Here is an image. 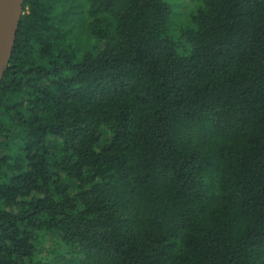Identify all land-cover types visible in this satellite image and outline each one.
Masks as SVG:
<instances>
[{
  "label": "trees",
  "instance_id": "obj_1",
  "mask_svg": "<svg viewBox=\"0 0 264 264\" xmlns=\"http://www.w3.org/2000/svg\"><path fill=\"white\" fill-rule=\"evenodd\" d=\"M65 1L23 0L0 74V264H264V0L177 38L165 0H72L84 51Z\"/></svg>",
  "mask_w": 264,
  "mask_h": 264
},
{
  "label": "rangeland",
  "instance_id": "obj_2",
  "mask_svg": "<svg viewBox=\"0 0 264 264\" xmlns=\"http://www.w3.org/2000/svg\"><path fill=\"white\" fill-rule=\"evenodd\" d=\"M171 6V34L177 38L180 29L184 26L190 25V18L193 13L199 8V4L193 0H165ZM65 7H56L60 15L66 17V26L64 30L68 32L66 44L73 49L82 50L89 48L91 43L83 33L80 24L77 23L78 18H85V11L87 7H70L72 0H66ZM27 11V8L26 10ZM82 18V19H83ZM60 21V19H58ZM46 242V248L48 246ZM43 253V255H46Z\"/></svg>",
  "mask_w": 264,
  "mask_h": 264
},
{
  "label": "water",
  "instance_id": "obj_3",
  "mask_svg": "<svg viewBox=\"0 0 264 264\" xmlns=\"http://www.w3.org/2000/svg\"><path fill=\"white\" fill-rule=\"evenodd\" d=\"M23 0H0V74L14 45Z\"/></svg>",
  "mask_w": 264,
  "mask_h": 264
}]
</instances>
